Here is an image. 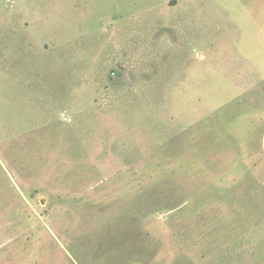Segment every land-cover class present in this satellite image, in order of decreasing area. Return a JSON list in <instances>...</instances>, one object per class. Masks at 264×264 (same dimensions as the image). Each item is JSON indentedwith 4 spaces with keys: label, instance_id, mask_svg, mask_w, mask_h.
I'll return each mask as SVG.
<instances>
[{
    "label": "rangeland",
    "instance_id": "1",
    "mask_svg": "<svg viewBox=\"0 0 264 264\" xmlns=\"http://www.w3.org/2000/svg\"><path fill=\"white\" fill-rule=\"evenodd\" d=\"M0 264H264V0H0Z\"/></svg>",
    "mask_w": 264,
    "mask_h": 264
}]
</instances>
